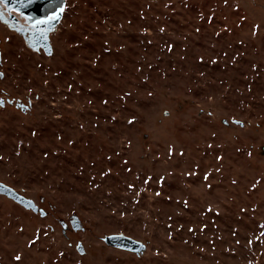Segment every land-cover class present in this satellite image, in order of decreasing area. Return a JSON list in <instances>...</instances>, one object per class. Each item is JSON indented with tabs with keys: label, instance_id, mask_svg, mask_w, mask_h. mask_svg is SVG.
Segmentation results:
<instances>
[{
	"label": "rangeland",
	"instance_id": "1",
	"mask_svg": "<svg viewBox=\"0 0 264 264\" xmlns=\"http://www.w3.org/2000/svg\"><path fill=\"white\" fill-rule=\"evenodd\" d=\"M65 4L0 25V264H264V0Z\"/></svg>",
	"mask_w": 264,
	"mask_h": 264
},
{
	"label": "water",
	"instance_id": "2",
	"mask_svg": "<svg viewBox=\"0 0 264 264\" xmlns=\"http://www.w3.org/2000/svg\"><path fill=\"white\" fill-rule=\"evenodd\" d=\"M48 5L49 0H35V2L30 6L20 9L21 15L19 16H17L16 14H8L3 8H0V11H5V15L3 16V18H0V23L6 26L10 31L20 36L25 46L29 50L33 52H39L41 50L46 56H50L52 54L50 34L54 30L48 32L46 41L40 40L39 37L33 38L30 35H27L25 31H17V29H23L25 27V19L27 17H32L33 19H43L49 11ZM9 7H12L11 0H9ZM58 23L54 25V29L57 27ZM37 40H39L38 43ZM30 44L33 46L30 47ZM0 195L12 200L26 210H29L35 214H39L41 217L46 216V212L38 208L33 200L26 198L3 182H0ZM70 225L74 231H78L82 228L77 217L72 218V220L70 221ZM103 242L109 247L125 252H130L137 256H140L146 250V245L142 241L136 240L123 233L106 235L103 238ZM75 249L81 255H83L85 252L84 247L80 242L76 245Z\"/></svg>",
	"mask_w": 264,
	"mask_h": 264
},
{
	"label": "snow or ice",
	"instance_id": "3",
	"mask_svg": "<svg viewBox=\"0 0 264 264\" xmlns=\"http://www.w3.org/2000/svg\"><path fill=\"white\" fill-rule=\"evenodd\" d=\"M34 2L35 0H11L12 7H9V0H0V8H3L8 14H16L19 16L21 15L20 9L26 8ZM48 6L49 11L43 19L27 17L25 19V27L23 29H17V31H25L27 35L33 38L39 37L40 40L46 41L48 32L54 30V25L60 21L62 14L66 10L65 0H49ZM5 11H0V18H3ZM38 42L39 40H37ZM29 46L32 47L33 45L30 44ZM3 105L4 101L0 100V107ZM15 259L19 261L21 257L17 256Z\"/></svg>",
	"mask_w": 264,
	"mask_h": 264
},
{
	"label": "flooded vegetation",
	"instance_id": "4",
	"mask_svg": "<svg viewBox=\"0 0 264 264\" xmlns=\"http://www.w3.org/2000/svg\"><path fill=\"white\" fill-rule=\"evenodd\" d=\"M0 25H2L1 23H0ZM2 26H4V25H2ZM4 27H6V26H4ZM7 28V27H6Z\"/></svg>",
	"mask_w": 264,
	"mask_h": 264
}]
</instances>
